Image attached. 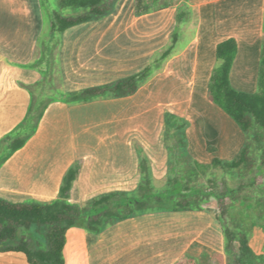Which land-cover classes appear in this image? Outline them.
I'll return each instance as SVG.
<instances>
[{"label":"crops","instance_id":"crops-1","mask_svg":"<svg viewBox=\"0 0 264 264\" xmlns=\"http://www.w3.org/2000/svg\"><path fill=\"white\" fill-rule=\"evenodd\" d=\"M180 9L189 14L178 22ZM50 23L42 0H0V138L28 112L32 95L27 85L46 70L37 62ZM174 32L176 42L162 68L133 94L77 103L50 101L35 133L0 163V198L54 199L75 163L79 170L70 202L81 204L120 191V177L130 170L136 172L134 181L141 178L137 152L149 156L154 177H163L167 150L158 138L166 109L188 119L187 150L194 159L234 157L245 134L211 101L207 86L217 64L216 45L231 37L237 52L230 83L238 90H256L264 0H157L141 15L134 12V0H119L109 15L58 35L53 52L59 86L64 92L75 91L135 73L172 44ZM120 119L129 121L131 129L120 130ZM134 139L140 145L135 146ZM172 221L140 213L99 232L72 226L66 232L65 264H174L198 255L203 244L182 231L174 234L173 228L182 227ZM0 264L30 263L22 252L7 251L0 252Z\"/></svg>","mask_w":264,"mask_h":264},{"label":"trees","instance_id":"trees-1","mask_svg":"<svg viewBox=\"0 0 264 264\" xmlns=\"http://www.w3.org/2000/svg\"><path fill=\"white\" fill-rule=\"evenodd\" d=\"M116 2L117 0H57L56 5L51 8V23L46 31L49 39L47 36L42 39V54L37 62L38 66L46 70L40 80L27 85L32 96L26 116L0 138V163L22 147L35 133L50 101L59 99L67 103H77L98 97L128 96L162 68L164 59L174 47L177 32L172 34V44L135 73L108 83L69 92H64L58 85L57 93L47 99L35 97L33 90L42 84L45 76L57 80L53 51L58 42V35L70 26L109 15L114 10ZM156 2L157 0H134L135 14L149 12ZM188 14L187 9H180L177 21ZM236 52L237 43L234 38H226L216 45L217 64L212 69L207 92L211 101L230 116L244 132L245 142L230 159L214 156L210 163H201L192 159L187 150L186 128L189 122L185 118L173 115V120H179L176 129L182 146L183 168L190 176L198 175L200 171L212 167L251 171L258 164L264 165V45L260 53L257 88L253 92L238 90L230 83V70ZM164 117L165 122L169 120L167 112L164 113ZM140 154L145 156L143 152ZM144 164L143 160L139 161L141 178L136 189L110 191L81 204L68 200L72 182L79 170L78 163L66 171L59 194L54 199L10 202L0 198V252H22L30 264H65L63 250L66 232L72 226L99 232L130 216L157 209H197L200 207V201L205 200L204 197L196 198V187L189 185L188 181L183 183L181 178L171 180L168 186L156 191L151 182L149 169ZM225 195L223 192L218 195V208L223 223L226 264H264V243L260 249L253 247L248 231L233 218L227 221ZM209 258L207 253L200 252L198 255L177 260L174 264H210Z\"/></svg>","mask_w":264,"mask_h":264},{"label":"rangeland","instance_id":"rangeland-1","mask_svg":"<svg viewBox=\"0 0 264 264\" xmlns=\"http://www.w3.org/2000/svg\"><path fill=\"white\" fill-rule=\"evenodd\" d=\"M119 0H117L115 7ZM57 0H43V7L47 13L56 5ZM114 7V8H115ZM191 14L193 10L190 11ZM112 13V12H111ZM59 85L56 79H51L50 76H45L42 84L34 88L36 98L48 97L57 93ZM243 91H250L244 89ZM167 112L169 120L164 121V113ZM190 112H194L191 108ZM162 123L160 122V137L159 144L167 150L166 172L161 178H156L152 174L150 166V158L137 152L139 161L145 162L151 176V182L156 191H159L170 184L173 179L188 181L189 185L196 187V198L204 197V201H200V207L197 209L172 210V209H157L144 213H154L157 218L169 217L173 219L175 225L178 222L182 228H173V233L184 232L189 235V239L195 238L203 244L202 253H207L210 257V264H226V254L224 252V233L223 223L220 218L218 208V195L225 193V203L227 204V221L233 218L242 228L248 231L250 241L253 247L260 249L264 243V165H256L253 170L245 169H223L221 167H212L208 170L200 171V174L190 176L183 168L181 155L182 146L177 136L176 119L173 120V115L188 119L185 116H180L171 110H164ZM142 129H146L143 126ZM131 123L120 119V130L131 129ZM187 129V128H186ZM133 140V138H131ZM188 141V140H187ZM135 146L140 145L134 139L132 143ZM152 145H157V142H152ZM155 148V147H153ZM209 151L212 149L209 147ZM157 152V150H155ZM158 154V153H156ZM192 159L194 157L189 154ZM213 159V158H212ZM201 162L208 164L212 161ZM223 159V158H222ZM196 160V159H195ZM198 161V160H197ZM200 162V161H199ZM138 172L140 169L138 167ZM199 172V171H198ZM136 172L130 170L127 176L120 177V190L132 191L137 188L138 181H134ZM141 177V173H140ZM183 178V179H182ZM136 182V183H135ZM208 196V197H205ZM198 205V206H199ZM161 216V217H160ZM230 222V221H229Z\"/></svg>","mask_w":264,"mask_h":264}]
</instances>
